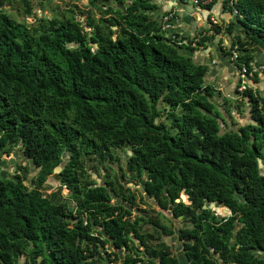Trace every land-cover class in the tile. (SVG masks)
<instances>
[{
  "label": "trees",
  "instance_id": "16d2710c",
  "mask_svg": "<svg viewBox=\"0 0 264 264\" xmlns=\"http://www.w3.org/2000/svg\"><path fill=\"white\" fill-rule=\"evenodd\" d=\"M223 4L229 14L236 11L239 27L224 29L229 48L264 51V0ZM87 6L99 17L85 13L82 25L69 15L26 27L0 10V150L19 144L41 167L38 185L69 153L61 181L78 190L77 211L86 212L84 226L65 205L24 193L18 179L0 178V264H19L21 256L24 264H103L99 248L109 244L130 251L122 264H176L144 230L156 217L122 219L128 213L109 205L100 187L85 184L78 198L77 147L100 157L119 146L129 147L131 168L147 174V194L157 199L165 189L173 216L189 224L180 234L188 264H264V172L258 174L256 162L264 163V95L247 86L239 91L237 108L246 106L249 122L227 129L222 108L211 102L207 65L193 61L190 45L164 39L150 15L157 9L152 0H87ZM197 36L194 49L205 48L207 37ZM250 59L244 54L237 61L247 67ZM161 106L168 110L156 123ZM181 191L189 204L173 203ZM209 203L229 216L216 215Z\"/></svg>",
  "mask_w": 264,
  "mask_h": 264
},
{
  "label": "flooded vegetation",
  "instance_id": "af4514ba",
  "mask_svg": "<svg viewBox=\"0 0 264 264\" xmlns=\"http://www.w3.org/2000/svg\"><path fill=\"white\" fill-rule=\"evenodd\" d=\"M16 148L18 150L20 149L19 144L16 146ZM19 151H20L19 156H20V159L22 160L21 163L22 164L27 163L28 169L29 170L31 169L30 170L31 172H28L27 169H24L22 167L20 175L16 174L12 176L11 178H8V177L3 178L2 174L3 172H5L3 170H6V166H4V168L0 167V178L8 179V180L18 179L20 181V184L24 188L23 190L24 193L35 191L36 193H39L40 196L43 199H46L48 202H49V199L52 200L51 198L56 197V194L49 196V194L45 193L46 190H50V192H55L57 193V195L61 194V191H63L65 193L64 195L66 196L64 200L56 201L55 203L53 202H49V203L54 204V205H60V204L65 205L70 215L74 217H80L81 220H83V225L85 226L86 212L84 211L82 213H78L77 211L78 199L73 198V195L77 194L78 190L77 191L74 189L71 190V188L64 185L61 181V176L66 170V165L71 159V155L67 152H63L60 155V162L57 165L60 168V170L58 172H54L53 169L57 166L53 167L51 172L46 175L41 185H38L39 177L41 173V167L37 165L36 163H34L32 160L25 158L23 152L21 150ZM118 151L119 150L113 151L112 148H108L105 151H100V157H99L97 156V153H95L94 150L90 152V151L82 150L81 148L77 147V150H76L77 154L75 156V164L72 165V170L76 178L75 183L80 191L78 194V198L83 196L81 192V187L85 184H86L85 186L86 189H95V188L100 187V188H104L105 190V188H108L115 198L127 204L131 208V211H128L121 206L113 205L112 199L109 197V195L107 194L105 190L109 198L108 204L114 207H121L123 208V210H125L128 213V215H122L123 217L122 219L132 222L135 220L137 216H142L145 219H148L154 216L156 217L155 222L158 225V217L156 213L153 214V212H151L150 214H147L146 216L142 214L138 215L137 214L138 211L133 208L135 207V200H136V196L138 195H139L140 203H142L143 200H151V201L155 200L158 202L160 197L155 199L154 197H151L147 194V185H146L148 181L147 174L144 171L137 172V170L131 168L130 149L129 151L125 153V155L120 154V152ZM2 153H4V151L0 150V154ZM103 153L106 154L105 157H103ZM81 171H83V173L80 175ZM55 176H57V179L54 178ZM25 180H27V185H25L24 183ZM97 180L99 182H102L104 186H101L100 183L97 182ZM88 182L89 184H87ZM54 199L56 200V198ZM66 199H68V201H66ZM157 204L159 206V203ZM173 207L174 205H171L168 209H164V207L160 204L161 211L164 212L162 216L164 220L169 224L168 226L169 230L161 226L159 228V230L162 233V236L165 237V239H162L163 242H160L161 244H163V247L160 248V253H166V250H168L166 258L174 259L176 261V264H188L184 257V251H183L184 240L181 239L180 234L183 229L189 227V224L187 223V221L183 219V216H177V217L173 216V212H172ZM133 212L135 213V215L131 216V213ZM117 215H118V211H115L112 215V218H116ZM73 221L74 220H71L70 222L73 223ZM174 222H176L178 225V227L176 228L178 231L177 235L174 234V230H175ZM155 225L146 223L144 230L149 234L152 233V235L154 236L155 239L151 241L152 243L159 244L157 242L156 231L153 230L152 228ZM93 231L98 232L100 234H102L101 232L103 231L104 233L103 228L100 226H94ZM93 236H96V235L93 234ZM172 236H175V240L173 241L171 240ZM102 238H104L103 235H102ZM134 240L135 239H133V243L138 244V242H134ZM176 242L179 244L178 246L179 249L177 248ZM103 247H104L105 252L108 250L110 252L117 253L118 251L123 250V249L117 250L113 246H111V244H109L108 246L105 245ZM103 247L99 248V251L103 249ZM143 250H144L143 246L139 247L138 245V249H137L138 253L143 252ZM124 252H125V255L123 256V258L127 254H130V251H124ZM121 261L123 262V259H121Z\"/></svg>",
  "mask_w": 264,
  "mask_h": 264
},
{
  "label": "rangeland",
  "instance_id": "374dc122",
  "mask_svg": "<svg viewBox=\"0 0 264 264\" xmlns=\"http://www.w3.org/2000/svg\"><path fill=\"white\" fill-rule=\"evenodd\" d=\"M23 0H0V10L7 16H9L12 20H14L17 23L23 24L26 27H32L34 26L38 20L42 19H61L63 17H68L69 15H72L74 18H76L77 21L81 22V25L84 21V15L87 13L90 17L94 18L95 20L99 17L97 10L90 8L87 6V0H25L27 3L30 11V15L24 14V6L22 4ZM112 1V0H110ZM112 8H116L114 4L110 5ZM112 31H115V28H111ZM83 31H87L86 28H84ZM248 52V51H247ZM249 54V52H248ZM254 61V60H253ZM256 62V61H254ZM263 64V63H262ZM264 65V64H263ZM254 78L256 81H254ZM241 86V83L238 79V83L236 82L231 89L233 92H226V93H215L213 97L211 98V102L214 103L218 108L226 109L227 112H224V110H220L222 113V116L225 121V126L228 129L229 127L234 130L237 126L244 125L249 122V119L247 118V109L246 106H240L237 108V106L240 104V97L237 95L238 91L236 90L237 87ZM250 87L253 91L255 89L259 90V93L261 95H264V72H261L259 74H255L252 76L250 82H247L246 85ZM162 113L161 115L155 120V122H164L165 113L168 110V107L161 106ZM239 109L241 111H239ZM113 151L120 152V154H124L129 151V147L125 146H119L117 148H112ZM4 153L0 154V167L6 166V170H3L2 177H8L11 178L12 176L18 174H21L22 167L24 169H27L28 172H31L28 169L27 163L22 164L20 159V151L15 147L7 150H3ZM264 154V151H263ZM17 166V167H16ZM261 172H264V163L262 164V168L260 169ZM25 185H27V180L24 181ZM45 193L49 194V196H52L53 194H56V200L54 198L49 199V202L55 203L56 201L64 200L66 196L65 193L61 191V194L57 195L55 192H50V190H46ZM182 191L177 192V198L173 201V203H182L183 205H187L189 202L187 201V197L184 195L182 196ZM171 195H174L171 194ZM68 201V199H66ZM144 202V203H143ZM142 203L139 201V195L136 196L135 200V207L133 209H136L138 211V215H147L153 212V214H157L158 217V225L156 224L153 226V230L156 231V237L157 242H163L162 239H165V237L162 236L161 231L159 230L160 226L165 227L167 230H169V224L164 220L162 214L164 212L161 211L160 204L163 205L164 209H168L172 205V199L170 197V194L163 189L162 195L160 196L159 201L155 200H143ZM159 203V206L158 204ZM72 205V204H71ZM208 208V206H207ZM210 211H213L216 215L219 216H229L228 210L226 212L222 211V208H213L209 209ZM135 213H131V216H134ZM70 226V225H69ZM166 234V233H165ZM168 244V242H167ZM132 246L134 248L138 247L137 243H132ZM138 249V248H137ZM101 252V262L104 264L107 260L112 261V264H121V259H123V256L125 255V252L122 250L120 252L116 253V256L108 255L110 251H104L103 249L100 250ZM25 261V257L21 256L18 258V263L23 264Z\"/></svg>",
  "mask_w": 264,
  "mask_h": 264
},
{
  "label": "crops",
  "instance_id": "0c3cea01",
  "mask_svg": "<svg viewBox=\"0 0 264 264\" xmlns=\"http://www.w3.org/2000/svg\"><path fill=\"white\" fill-rule=\"evenodd\" d=\"M152 2L157 9L150 15L158 22L163 14H172L171 24L174 31L180 39L192 43L190 48L193 50L187 52L193 61L207 65L205 81L212 85L215 93L233 92L231 87L238 83L239 77L229 61L227 48L231 36L226 35L224 29L228 24H233L236 30L239 27L224 7L223 0H210L207 5H193L186 0H152ZM212 21L215 22L213 27ZM214 28L220 29L219 33H214ZM198 33H202L208 39L205 48L194 49L192 40L198 38ZM248 52L252 60L264 64L263 50L251 49Z\"/></svg>",
  "mask_w": 264,
  "mask_h": 264
},
{
  "label": "built area",
  "instance_id": "2783aa9c",
  "mask_svg": "<svg viewBox=\"0 0 264 264\" xmlns=\"http://www.w3.org/2000/svg\"><path fill=\"white\" fill-rule=\"evenodd\" d=\"M189 1L193 5H207L210 0H186ZM232 15L236 16V11L232 10ZM172 14L166 13L163 14L159 19V30L163 35L164 39L167 40L168 43L174 45L175 47H183L190 45L183 39H180L172 26ZM215 22L212 21L211 26H214ZM197 38H193V44L196 42ZM227 54L229 57V61L233 64L234 68L237 71L239 81L241 86L237 87V91L243 90L246 86L247 82H250L253 75H257L261 72H264V65L262 63L254 62L252 59L247 63V67L245 64L238 62V58L244 54H248V52L241 51L237 48V46H232L231 48H227ZM248 87V86H247Z\"/></svg>",
  "mask_w": 264,
  "mask_h": 264
},
{
  "label": "water",
  "instance_id": "95a60500",
  "mask_svg": "<svg viewBox=\"0 0 264 264\" xmlns=\"http://www.w3.org/2000/svg\"><path fill=\"white\" fill-rule=\"evenodd\" d=\"M119 8H121V9H123V7H122V5H120L119 6ZM112 28H114V27H112ZM190 56V55H189ZM256 162H257V168H258V170H259V172H258V174L259 175H262V172H261V168H262V164H261V161L259 160V159H257L256 160ZM60 170V168L57 166V167H55L54 169H53V171L54 172H58ZM55 179H57V176H55L54 177ZM97 182H99L98 180H97ZM100 183V185L101 186H104V184L102 183V182H99ZM105 190H106V192H107V194L109 195V197L112 199V201H113V205H115V206H121V207H123L124 209H126V210H128V211H131V208L127 205V204H125V203H123L122 201H120V200H118L117 198H115L114 197V195L110 192V190L108 189V188H105ZM210 205H212V207L210 206ZM208 209H213L214 208V205L212 204V203H209L208 205ZM205 207H202V209H204ZM224 208H222V211L223 212H226V210H223ZM174 226H175V230H174V234L175 235H177L178 234V231H177V227H178V225H177V223L176 222H174ZM102 233V235H103V237L104 238H106V235L103 233V231L101 232ZM172 241L173 240H175V236H172V239H171ZM134 242H138V240H134ZM176 245H177V248L179 249V244L176 242ZM112 246V245H111ZM178 249H176V250H178ZM118 252H120V251H118ZM123 262L121 261V264H122ZM184 263V262H183Z\"/></svg>",
  "mask_w": 264,
  "mask_h": 264
},
{
  "label": "bare ground",
  "instance_id": "6f19581e",
  "mask_svg": "<svg viewBox=\"0 0 264 264\" xmlns=\"http://www.w3.org/2000/svg\"><path fill=\"white\" fill-rule=\"evenodd\" d=\"M212 207V205H210ZM224 210V209H223Z\"/></svg>",
  "mask_w": 264,
  "mask_h": 264
}]
</instances>
